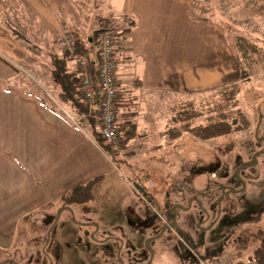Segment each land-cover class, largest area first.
I'll use <instances>...</instances> for the list:
<instances>
[{
  "label": "rangeland",
  "instance_id": "374dc122",
  "mask_svg": "<svg viewBox=\"0 0 264 264\" xmlns=\"http://www.w3.org/2000/svg\"><path fill=\"white\" fill-rule=\"evenodd\" d=\"M71 1L73 9L83 16L78 20V29L85 38L99 29V32L106 28L117 29L114 23L118 20H110L113 9L109 0ZM201 8L202 5L196 7V14L206 13ZM219 9L218 5L214 8ZM70 15L72 13L67 10L58 14L63 31L72 29ZM213 20L225 32L239 64L237 81L190 96L165 95L162 101L151 96L148 101L151 106L140 114L141 122H151L159 116L167 118L160 102L162 106L176 108L192 100L204 111L214 109L223 104L220 91L236 86L238 92L224 113L229 121H236L246 129L210 140L189 134L170 140L164 134L166 128L162 127L165 131L160 132L155 130L157 125L145 124L147 129L141 127L134 138L126 140L118 149L116 171L88 187L84 193L88 202L71 204L62 211L46 209L44 218L33 219L28 224L21 222L13 248L7 254H0V263L8 257L17 264H213L212 256L219 253L215 250L218 243L225 242L229 247L233 244L238 248L236 239L247 235L251 237L252 247L264 239V58L250 52L245 54L235 45L236 37L241 36L264 48V33L253 21L243 23L219 12ZM20 30L34 43L42 39L40 33L31 36L29 30L21 26ZM52 45L59 48L54 42ZM33 58L34 61L24 63L20 69L28 76V81L21 85L55 104V92L46 81L44 74L47 72L43 73L47 71L45 63L42 64L44 57L35 51ZM35 62L39 67L33 65ZM150 107H156L154 112L160 114L150 113ZM210 114L217 118V111H213L195 123H206ZM85 129L92 130L86 125ZM255 135L261 140L254 142ZM227 144H232V150L221 154L219 149ZM256 148L261 152L255 163L248 165ZM226 165L230 174L215 178L218 176L216 170ZM238 165H241L239 178L235 175ZM219 184L239 192L232 190L228 198L224 197L218 203L221 189L216 185ZM166 192L170 196L167 202L173 205L185 204L189 197H198L202 201L201 205L193 201L187 211L176 210V223L187 234L179 226L160 233V217L166 215L159 203ZM209 225V229H200V226ZM108 237L115 239L116 250L111 242L94 243Z\"/></svg>",
  "mask_w": 264,
  "mask_h": 264
},
{
  "label": "crops",
  "instance_id": "0c3cea01",
  "mask_svg": "<svg viewBox=\"0 0 264 264\" xmlns=\"http://www.w3.org/2000/svg\"><path fill=\"white\" fill-rule=\"evenodd\" d=\"M109 4L110 20H118L114 23L118 126L134 125L137 132L149 123L160 132L165 131L162 127L168 129L172 108L160 104L165 95L190 96L237 81L239 64L225 32L213 20L218 12L243 23L253 21L264 33V13L250 10L243 0H109ZM198 5L205 14H196ZM216 5L219 10H214ZM65 10L72 13V25L78 29L83 16L73 9L71 0H0V56L12 65L0 60V254L13 248L21 222L44 218L45 211H38L57 209L56 204L73 187L116 171L92 138L75 122L71 125L53 113L42 96L21 85L26 81L15 70L34 61L37 48L31 45H38L45 66L50 48L60 52L52 42L69 32L63 31L58 16ZM129 20L132 27L124 32ZM20 26L31 36L40 33L42 39L34 43ZM13 29L29 41L17 38ZM33 65L39 67V63ZM44 75L54 90L48 74ZM151 96L161 98L158 103L167 118L141 122L140 114L151 106ZM155 108L149 112L160 114ZM30 213L34 214L23 221ZM114 241L108 237L94 243L111 242L116 250ZM221 245V252L212 256L213 264H256L236 254L233 244Z\"/></svg>",
  "mask_w": 264,
  "mask_h": 264
},
{
  "label": "trees",
  "instance_id": "16d2710c",
  "mask_svg": "<svg viewBox=\"0 0 264 264\" xmlns=\"http://www.w3.org/2000/svg\"><path fill=\"white\" fill-rule=\"evenodd\" d=\"M245 4L251 9L264 13V0H244ZM193 19H203L201 16H191ZM128 25H124L123 31L128 32L132 27L133 21L129 20L127 22ZM102 31V30H101ZM100 31V32H101ZM13 34L27 43L29 40L19 33L17 30H12ZM99 30L94 31L92 37H84L80 33L77 28L71 29L67 34H70L73 38V50L72 52L66 48H60V52H57L55 49L50 48L48 50V65H46L48 78L53 84V88L55 90L54 98L56 100L55 104H51L48 102V108L60 116L61 118L68 121L71 125H74V122L77 126L82 129L85 133H87L95 144L101 149L103 153L115 164L117 161V156L120 154L119 150L126 140L132 139L136 135V130L134 125L128 126L126 128L120 129V141L119 144L110 143L100 132L99 129V120L96 117L97 113V104L99 101V91H98V56L96 53V41L99 35ZM236 47L238 50H243L245 54L252 53L260 56V58H264V48L259 47L257 43L250 42L245 40V38L241 36L236 37ZM32 47H36L37 51L38 45H31ZM95 49V50H93ZM80 53L87 54L90 61V74L91 80L94 88L96 89L93 106L87 107L83 104L80 99V79L77 72L76 65V56ZM0 60L7 65H11L7 60L0 56ZM12 66V65H11ZM17 72H20L22 78L25 81H28V76L24 75V73L19 69L15 68ZM31 90H29L30 92ZM238 92V88L233 86L230 89L222 90L221 99L223 104H218L214 109H209L204 111L202 108L196 107L195 103L192 100H187L186 102L180 104L176 108L171 109L170 116V126L165 131V135L170 140H174L179 138L183 134H189L197 139L201 140H210L215 137L227 135L232 131H237L241 129H246L240 127V125L236 121H229L228 116L224 113L226 106L228 105L234 98ZM44 100V99H42ZM225 102V104H224ZM234 104V103H232ZM66 110L70 113V115L75 116V121L71 120L66 113L63 111ZM217 111V118H213L212 114L208 115V121L206 123H198L195 121L207 115V113ZM89 114V115H88ZM89 126L92 130L87 131L85 129V125ZM221 154L229 153L232 150V144H227L223 148L219 149ZM116 165V164H115ZM241 166V165H239ZM216 174L218 176L226 177L230 174L229 166H222L221 168L216 170ZM101 177L93 178L90 181L77 185L73 187L67 194H65L58 204L57 210H64L70 208L71 204H81L84 205L89 201V198L84 194L88 187L92 186L94 182H96ZM151 198V196L149 197ZM43 211H38L39 213H43ZM34 213H30L22 218L23 221H27ZM48 218V216H46ZM56 219V218H55ZM251 237L244 236L239 237L236 242H238L239 247L236 248V254L246 256L247 260L253 261L256 264H264V239H260L259 243L250 246ZM248 250V251H247ZM8 251H4V254H7ZM215 253V252H214ZM3 254V255H4ZM9 262L15 261L6 257L0 264H6Z\"/></svg>",
  "mask_w": 264,
  "mask_h": 264
},
{
  "label": "built area",
  "instance_id": "2783aa9c",
  "mask_svg": "<svg viewBox=\"0 0 264 264\" xmlns=\"http://www.w3.org/2000/svg\"><path fill=\"white\" fill-rule=\"evenodd\" d=\"M116 32L113 29H103L96 41V53L98 56V91L97 119L101 134L113 144H119L121 133L117 126L119 114V93L115 75V42ZM54 45L66 48L72 52L73 38L70 34H62L54 39ZM77 72L80 79V99L87 107L93 106L96 89L93 86L90 74V61L85 53L76 56ZM66 115L73 121L75 116L63 109ZM89 115V114H88Z\"/></svg>",
  "mask_w": 264,
  "mask_h": 264
},
{
  "label": "flooded vegetation",
  "instance_id": "af4514ba",
  "mask_svg": "<svg viewBox=\"0 0 264 264\" xmlns=\"http://www.w3.org/2000/svg\"><path fill=\"white\" fill-rule=\"evenodd\" d=\"M259 140H261L260 139V137H258L257 135H255V139H254V142L255 141H259ZM255 145V144H254ZM261 151L259 150V149H257L256 148V150H254L253 152H252V159H253V156L255 155V154H259ZM257 154V155H258ZM257 155H256V157H257ZM248 165H250V162H249V160H248ZM239 166V165H238ZM237 166V170H238V172L240 171V168H241V166H239L238 167ZM236 172V171H235ZM215 178H218L219 176H217L216 177V175L214 176ZM210 178V177H209ZM241 179V178H240ZM208 183L210 184L211 183V178H210V180H208ZM220 188L221 189V192H220V198H218V203L224 198V197H226V198H228L229 196H230V193H231V191L233 190V191H237V192H239V190H234V189H232V188H227L226 187V185L224 186V185H222V184H219V185H216V188ZM241 191V190H240ZM165 196L162 198V200H161V203H159V207L161 208V210L164 212V214L166 215V217H160V219H161V221H162V230H161V234L165 231V230H167V229H173V228H175V227H177V226H179L177 223H176V215H177V212H176V210H177V208H179V209H182V210H184V211H187V210H189L190 208H191V206H192V203H193V201H196V202H199V205H201L202 203V201L198 198V197H192V198H187L186 199V203L185 204H183V203H177V204H175V205H173L172 203H168L167 202V200H169L170 199V196H169V194L166 192V194H164ZM198 195H201V196H203L204 195V193H198ZM183 199H184V197H182V201H183ZM171 222H173L174 224H173V226H171V227H169V224L171 223ZM211 226L209 225V226H205V227H203V226H200V229L202 230V231H204V230H206V229H209ZM178 228H180V226L178 227ZM182 231H184L182 228H180ZM185 233H186V231H184ZM187 234V233H186ZM160 235V234H159ZM158 235V236H159ZM221 247H222V245H221V243H218V245H216V247H215V250H218L219 252H221ZM217 248V249H216Z\"/></svg>",
  "mask_w": 264,
  "mask_h": 264
},
{
  "label": "water",
  "instance_id": "95a60500",
  "mask_svg": "<svg viewBox=\"0 0 264 264\" xmlns=\"http://www.w3.org/2000/svg\"><path fill=\"white\" fill-rule=\"evenodd\" d=\"M257 154H258V153H257ZM257 154H255V155L253 156V159H252V161L250 162V165L255 163V160H256L255 158H256V155H257ZM235 175H236L237 178H239V172H238V170H236ZM173 224H174V223L171 222V223L169 224V227L173 226ZM147 244H148V242H147Z\"/></svg>",
  "mask_w": 264,
  "mask_h": 264
}]
</instances>
